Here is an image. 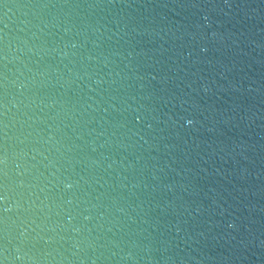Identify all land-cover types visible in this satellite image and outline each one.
I'll return each instance as SVG.
<instances>
[{
    "label": "water",
    "instance_id": "water-1",
    "mask_svg": "<svg viewBox=\"0 0 264 264\" xmlns=\"http://www.w3.org/2000/svg\"><path fill=\"white\" fill-rule=\"evenodd\" d=\"M0 264H264V0H0Z\"/></svg>",
    "mask_w": 264,
    "mask_h": 264
}]
</instances>
